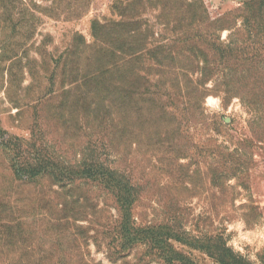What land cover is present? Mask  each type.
<instances>
[{"label": "rangeland", "instance_id": "1", "mask_svg": "<svg viewBox=\"0 0 264 264\" xmlns=\"http://www.w3.org/2000/svg\"><path fill=\"white\" fill-rule=\"evenodd\" d=\"M170 257L264 264V0H0V264Z\"/></svg>", "mask_w": 264, "mask_h": 264}, {"label": "trees", "instance_id": "2", "mask_svg": "<svg viewBox=\"0 0 264 264\" xmlns=\"http://www.w3.org/2000/svg\"><path fill=\"white\" fill-rule=\"evenodd\" d=\"M99 23V21H96ZM93 30H95V26L93 27ZM94 35L96 36V33L94 32ZM137 47L136 46H127L125 45L124 47H122V49L120 50L121 53H123L125 55V61H128L129 58H132L133 56H135V54L137 53ZM84 53L85 55L88 53V58L90 61L92 62H100V59L102 56V45L100 44V42L97 40L96 42L94 43H89L87 44L85 42V46H84V49L81 50V53ZM182 52L180 51H174L173 49H171V51L169 52V58H170V62H174L175 59H177L179 56H181ZM193 56L192 58H194V60L198 63V55L197 53L194 51L193 53ZM78 71V67H75L73 69V71ZM101 69L98 67L97 69H89L88 70V78H98L99 76L101 77ZM81 79H79L78 77H75V76H72L71 78V81H69V83L67 85H77L78 83H80ZM171 85V83H170ZM133 97V94L126 90V92H124V94L121 96V99H122V103L124 104L126 101H128L129 99H132ZM154 99V98H153ZM155 100V99H154ZM154 102V101H152ZM154 104V103H153ZM96 108V107H95ZM94 111V110H93ZM98 111V110H96ZM138 111H141V109H139ZM139 113V112H138ZM139 116L141 117L142 114L139 113ZM172 257L173 256H177V255H180V256H183L181 252H179L178 250H175L173 249L172 253H171ZM170 257L169 260L167 259L168 261V264H176V259Z\"/></svg>", "mask_w": 264, "mask_h": 264}]
</instances>
